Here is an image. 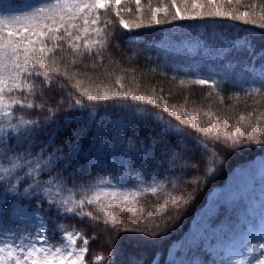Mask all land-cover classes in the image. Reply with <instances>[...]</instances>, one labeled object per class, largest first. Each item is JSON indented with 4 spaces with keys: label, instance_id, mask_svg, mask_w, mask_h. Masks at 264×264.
I'll return each mask as SVG.
<instances>
[{
    "label": "snow or ice",
    "instance_id": "6c2138e0",
    "mask_svg": "<svg viewBox=\"0 0 264 264\" xmlns=\"http://www.w3.org/2000/svg\"><path fill=\"white\" fill-rule=\"evenodd\" d=\"M122 2L123 12L132 13L130 3L139 13H132L136 19L131 27L121 14ZM110 10L130 32L183 20L209 26L220 20L242 21L264 29V0L259 4L180 0V5L170 0L159 7L149 2L147 8L141 7V0H0V264H117L121 253V264H140L130 258L136 253L131 244L143 236L167 235L190 195L169 193L156 207L155 217L137 210L142 197L154 196L166 184L175 189L177 181L196 187L201 180L185 179L190 173L211 177L223 163V152L264 141V111L260 110L264 105L240 115L234 125L225 120L221 128L219 116L198 107L189 111L159 103L152 96L137 94L138 83L133 92L122 83L124 76L109 72L104 65L112 63L113 50L133 61L114 43ZM239 48L264 60V50L255 52L247 41ZM122 71L135 73L136 69ZM183 72L182 86H208L219 96L221 85H231L246 98H264V63L259 68L251 62L234 66L226 58H212L206 73L203 66L193 70L191 65ZM76 74L92 80L95 89L81 90V81L76 80L75 92L69 91L66 101L53 100L55 110L49 107L51 98L46 93L56 86L63 91L60 80L72 81ZM102 77H114L115 84L104 85ZM132 82L136 83L135 75ZM129 100L145 101L161 111ZM108 101L112 103H104ZM188 102L185 98L184 105ZM37 113L46 116L40 119ZM161 113L177 122L165 120ZM58 116L63 118L58 121ZM201 116L207 119L202 121ZM74 126L82 131L73 130ZM128 181L133 186L124 188ZM243 196L238 190L226 193L225 200ZM260 208L259 224L252 221L247 238L239 244L218 250L209 239L215 228L205 229L195 241L205 249L203 257L172 258L166 264H264V201ZM98 223L107 235L116 237L115 243L129 244L109 256L91 252ZM152 264L159 262L153 258Z\"/></svg>",
    "mask_w": 264,
    "mask_h": 264
},
{
    "label": "trees",
    "instance_id": "16d2710c",
    "mask_svg": "<svg viewBox=\"0 0 264 264\" xmlns=\"http://www.w3.org/2000/svg\"><path fill=\"white\" fill-rule=\"evenodd\" d=\"M17 2H22V0H17ZM149 2L152 7L170 4V0H141V7L147 8ZM177 2L180 5V0ZM246 2L259 4L261 0H246ZM127 6L132 9V13L139 14L134 4L129 3ZM124 7L125 4L122 2L121 14L131 27L136 15L123 12ZM246 10L248 9H241V11ZM109 18L114 21L113 31L117 37L114 43L119 44L120 51L125 55H132L133 61L129 63L116 50H113L112 63L106 61L104 67L109 72H114L115 75L124 76L122 83L130 87L133 92H137L138 83L137 94L152 96L159 103L166 101L169 106L174 105L177 109L185 106L189 111L193 107L201 108L203 111L219 116L221 128L224 127L225 120L234 125L240 115L247 116L254 107L264 105V98H246L243 91L238 88L232 89L231 85L228 87L221 85L219 96L216 95V89L208 86L180 85V80L185 79L184 69L189 65L193 70L203 66V71L206 73L212 58H226L234 66L248 65L251 62L259 68L264 60L254 58L248 51L239 48V45L247 41L255 52L259 53L264 50V29L259 28L258 25L244 24L242 21L220 20L209 26L198 20H183L171 24L133 28L130 32L119 24V17L115 15L114 10H110ZM127 37L134 39L129 42ZM129 49L133 50L132 53L128 52ZM59 68L60 71H64L62 65ZM125 68H135L136 71L126 74L122 71ZM177 68L181 71L177 72ZM95 75L89 71V76L93 79ZM133 75H135L136 83L132 82ZM216 79L219 80L220 77ZM53 80H56L54 74ZM76 80L81 81V90L85 88L94 90L96 87L92 80L81 74H76L72 81L61 79L60 84L65 86L64 90L61 91L60 87L56 86L51 92H47L46 98H51L48 106L55 110L56 105L52 103L53 100L66 101L68 92H75L72 85ZM114 84V77L104 79V85ZM210 91L212 95L208 96ZM160 97L163 99H158ZM185 98L189 101L187 105H184ZM193 101H195L194 104ZM104 103L111 104L112 101ZM127 103L139 104L141 108L155 112L161 111L145 101L129 100ZM260 110L264 111V107ZM161 114L165 120L177 122L175 118L166 113ZM45 116L37 113L40 119ZM62 118L58 116L56 119L59 121ZM206 119L207 117L201 116L202 121ZM73 130L82 131V127L77 129L74 126ZM84 147L86 149L88 147L87 140H85ZM222 156L223 163L218 165L217 172L213 176L205 178L199 173H190L185 177V179L198 177L201 180L198 186L188 188L182 182L177 181L175 189L166 184L163 190L154 196L148 195L141 198L137 204V210L149 217H155L158 215L155 211L156 207L163 203L169 193L179 195L181 192H187L190 195L187 205L180 209L177 218L169 225L168 234L158 235L155 238L143 236L132 243L131 247L136 249V253L130 256L131 259H139L140 264H152L155 258L159 264H166V261L172 258L203 257L205 249L198 248L195 241H199L205 229L211 232L213 227L215 235L209 236V239L221 251L247 238L248 229L252 227L251 222L255 221L256 225L259 224V214L262 211L260 203L264 201V179L261 178V173L264 172V141L260 144L252 143L242 146L238 151L223 152ZM132 186V182L128 181L123 187ZM238 190L243 191V199L237 198L235 201L226 202L225 194ZM114 215H116L115 211ZM99 219L101 217H98ZM68 223L82 227L76 221H68ZM94 227L97 242L90 245V251L95 254L109 256L115 248H123L129 244L128 241L122 244L115 243L116 237L107 235L102 224L98 223ZM123 259L124 256L121 253L117 264H121Z\"/></svg>",
    "mask_w": 264,
    "mask_h": 264
}]
</instances>
